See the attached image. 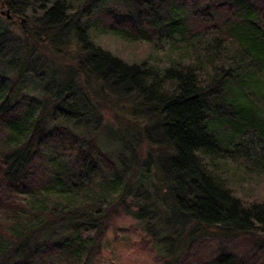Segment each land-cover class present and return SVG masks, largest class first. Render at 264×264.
Wrapping results in <instances>:
<instances>
[{
    "label": "trees",
    "instance_id": "obj_1",
    "mask_svg": "<svg viewBox=\"0 0 264 264\" xmlns=\"http://www.w3.org/2000/svg\"><path fill=\"white\" fill-rule=\"evenodd\" d=\"M20 1L43 14L20 37L0 17V264H96L129 199L163 264H182L215 232L264 234V0ZM104 35L138 49L115 55ZM72 39L75 62L51 64L61 85L33 82L34 63L49 64L38 53ZM105 92L132 97L138 120H151L124 124L113 155ZM255 173L257 190L245 191ZM209 264L248 263L226 254Z\"/></svg>",
    "mask_w": 264,
    "mask_h": 264
},
{
    "label": "rangeland",
    "instance_id": "obj_2",
    "mask_svg": "<svg viewBox=\"0 0 264 264\" xmlns=\"http://www.w3.org/2000/svg\"><path fill=\"white\" fill-rule=\"evenodd\" d=\"M7 1L12 2L14 8L18 9L20 12V15L18 14L15 15L14 18L8 19L6 14L1 13L3 7L0 5V17L1 19L3 18L4 26L10 34V37H20L23 35L24 30L29 31L32 27L37 28V25L35 26V24L41 19L43 14L42 7H40L38 2L32 4L31 2L22 3L20 0ZM114 3L115 1L112 0L107 2V4ZM46 6L47 3L45 2L44 7ZM99 38V44L113 52L115 55L126 56V54L133 53L134 50L138 49L137 44L126 43L125 40L118 39L112 35H104ZM62 48L63 50L58 52L60 54L56 52L58 55H54L55 53L51 52V49L48 52L50 54L46 53L47 49L38 53L42 55L44 60L46 59L45 61L49 64L40 63L36 66L34 63L30 68L33 74H31L34 80L33 82L36 84H45L46 87L51 90L54 87L61 85L62 76L60 77L51 64L55 66L66 64V66H68L73 63V61L75 62L74 58L79 55L81 45L76 40L72 39L70 44H65ZM44 52L46 55L42 54ZM96 82V78L91 79V88H96L99 85V83ZM105 97L104 99L106 101H101V106H99L101 116H103L102 121L114 126L111 128L114 132L110 130V128H106L103 131L106 138L103 137L102 140H109L108 142L105 141V146L107 147L105 150L113 155L111 153L112 145L114 146L116 144L115 141H118L123 136L125 128L124 124L131 123L132 125H136L138 123L140 126H147L151 123V120L148 118L138 120L140 117H143L139 116L138 118V115L142 114L140 113L142 111L138 110L140 107H137L132 97L118 98L117 95L106 92ZM80 98L81 96L79 95L73 97L75 105L84 101V99L82 100ZM134 120H137V123H135ZM124 121L127 122L124 123ZM119 132L122 133V136H120L121 134ZM143 145L144 146L138 147L137 149L143 156H146L147 145ZM155 149L162 153L168 150L164 147ZM242 181L245 191L253 192L254 190H257L256 173L244 177ZM146 205L149 210L151 208L154 210L155 208H158L151 200L148 201ZM140 207L141 205L137 202L129 199L119 207L113 216H111L107 231L102 240L101 253L96 258V264H163V259L160 254L161 249L155 244L156 240L154 239V236L147 230H144L142 223L139 222V219L135 216V212H138ZM155 225L157 224H152L153 231L157 228V226L154 227ZM54 230L61 229H52L42 237L41 240L46 238L53 239V236L56 235V231ZM226 254H235L245 260L248 264H264V234L258 233L257 237H251L242 234L231 236L222 235L217 232L212 233L210 236L197 240L191 246L186 253L182 264H209L213 259Z\"/></svg>",
    "mask_w": 264,
    "mask_h": 264
},
{
    "label": "flooded vegetation",
    "instance_id": "obj_3",
    "mask_svg": "<svg viewBox=\"0 0 264 264\" xmlns=\"http://www.w3.org/2000/svg\"><path fill=\"white\" fill-rule=\"evenodd\" d=\"M0 5L3 7L2 10H4V11H7L8 10L10 12V15L7 16L9 19L14 18L15 15H18V14L20 15V12H15V10L12 9V8H10V6H8L5 1L0 0ZM6 15H7V13H6Z\"/></svg>",
    "mask_w": 264,
    "mask_h": 264
},
{
    "label": "water",
    "instance_id": "obj_4",
    "mask_svg": "<svg viewBox=\"0 0 264 264\" xmlns=\"http://www.w3.org/2000/svg\"><path fill=\"white\" fill-rule=\"evenodd\" d=\"M1 13H2V14H6V13H7V16L10 15V12H9L8 10H7V11L1 10Z\"/></svg>",
    "mask_w": 264,
    "mask_h": 264
}]
</instances>
